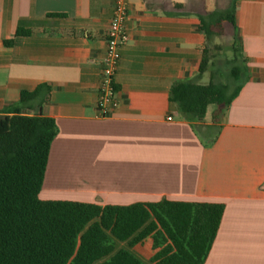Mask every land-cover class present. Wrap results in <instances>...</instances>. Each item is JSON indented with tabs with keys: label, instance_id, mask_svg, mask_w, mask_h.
Listing matches in <instances>:
<instances>
[{
	"label": "crops",
	"instance_id": "0c3cea01",
	"mask_svg": "<svg viewBox=\"0 0 264 264\" xmlns=\"http://www.w3.org/2000/svg\"><path fill=\"white\" fill-rule=\"evenodd\" d=\"M126 1L129 40L114 75L120 105L101 117L114 0H0V114L19 104L23 90L49 85L41 108L24 111L59 127L40 198L221 202L204 264H264V0H237L249 80L228 108L203 119L185 118L170 90L199 74L207 43L200 15L230 0ZM162 247L150 235L131 249L156 264Z\"/></svg>",
	"mask_w": 264,
	"mask_h": 264
},
{
	"label": "trees",
	"instance_id": "16d2710c",
	"mask_svg": "<svg viewBox=\"0 0 264 264\" xmlns=\"http://www.w3.org/2000/svg\"><path fill=\"white\" fill-rule=\"evenodd\" d=\"M236 2L200 15L207 43L199 74L170 90V101L187 119H203L211 105L228 108L249 80ZM226 26L234 32L230 56L212 43ZM49 92V85L23 90L19 104L0 114V264H150L131 249L150 235L155 248L163 246L156 264H204L224 203L162 198L101 206L40 198L59 127L52 117L24 110L41 108ZM121 242L126 246L120 247Z\"/></svg>",
	"mask_w": 264,
	"mask_h": 264
},
{
	"label": "built area",
	"instance_id": "2783aa9c",
	"mask_svg": "<svg viewBox=\"0 0 264 264\" xmlns=\"http://www.w3.org/2000/svg\"><path fill=\"white\" fill-rule=\"evenodd\" d=\"M128 15V2L126 0H114L113 15L106 34V52L103 58L97 100V108L101 117L111 116L120 105L119 90L114 75L121 58L120 48L129 40V34L125 27Z\"/></svg>",
	"mask_w": 264,
	"mask_h": 264
},
{
	"label": "rangeland",
	"instance_id": "374dc122",
	"mask_svg": "<svg viewBox=\"0 0 264 264\" xmlns=\"http://www.w3.org/2000/svg\"><path fill=\"white\" fill-rule=\"evenodd\" d=\"M205 1H209V0H205ZM214 3H215L214 9H216L218 7L217 6L218 4L216 5V2H214ZM233 33L234 32L231 29V27L226 26L225 32L223 33V35H221V36L218 35V36L214 37L213 42H212L213 44H221L224 47V50L225 49L227 50V54H229V56L232 54V49H230V48H231V44L233 42ZM208 79H209V74L206 73L205 76L202 78V81H208ZM215 108H216L215 105L209 106V109H208V112L206 115L213 116L215 113V111H214Z\"/></svg>",
	"mask_w": 264,
	"mask_h": 264
}]
</instances>
